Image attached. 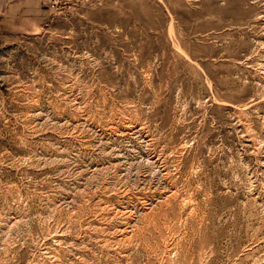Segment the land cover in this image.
<instances>
[{"label": "rangeland", "instance_id": "1", "mask_svg": "<svg viewBox=\"0 0 264 264\" xmlns=\"http://www.w3.org/2000/svg\"><path fill=\"white\" fill-rule=\"evenodd\" d=\"M0 0V264H264V0Z\"/></svg>", "mask_w": 264, "mask_h": 264}, {"label": "built area", "instance_id": "2", "mask_svg": "<svg viewBox=\"0 0 264 264\" xmlns=\"http://www.w3.org/2000/svg\"><path fill=\"white\" fill-rule=\"evenodd\" d=\"M76 1L78 0H50L49 8L51 10H61Z\"/></svg>", "mask_w": 264, "mask_h": 264}]
</instances>
